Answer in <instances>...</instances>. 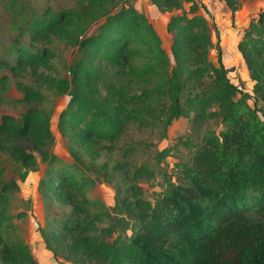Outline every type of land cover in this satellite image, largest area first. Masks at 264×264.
Returning a JSON list of instances; mask_svg holds the SVG:
<instances>
[{
	"label": "trees",
	"instance_id": "1",
	"mask_svg": "<svg viewBox=\"0 0 264 264\" xmlns=\"http://www.w3.org/2000/svg\"><path fill=\"white\" fill-rule=\"evenodd\" d=\"M149 1L159 13L170 14L164 26L171 36L168 53L134 0H76L71 10L55 15L48 9L43 18L28 23L32 47L55 39L75 46L78 55L61 77L51 74L48 48L32 54L17 50L16 67L30 68L35 88L18 82L20 102L28 108L19 120L1 117L0 152L27 170L36 165L33 152L42 162L57 165L40 179L38 189L47 198L70 201L74 193L83 196L91 182L78 175L80 171L120 172L119 165H95L100 157L95 148H114L129 125L158 126L164 133L173 121L191 115L195 125L218 119L222 130L204 134L195 164L175 165L177 176L169 178L151 201H125L137 219L135 233L126 240L98 241L85 235L89 228L80 225L76 231L84 239L65 250L74 257L95 259V264H264V9L252 17L235 46L252 84L251 92H245L228 76L218 33L212 41L215 28L206 19V6L197 0ZM218 1L234 25L237 0ZM184 4H189L188 10ZM212 47L216 65L208 57ZM207 78L210 83L205 84ZM6 80L0 78L2 89ZM43 87L69 98L56 129L66 141L72 164L47 151L55 138L50 116L39 108L46 100ZM182 144L192 148L188 140ZM170 155L171 148L163 149L156 161ZM136 172L152 175L144 167ZM131 189L137 197L142 195L141 189ZM17 190L13 180L1 184L0 210ZM3 220L0 211V228ZM92 220L99 222L101 217ZM58 228L73 232L64 223ZM21 258L25 264H38L25 247Z\"/></svg>",
	"mask_w": 264,
	"mask_h": 264
},
{
	"label": "rangeland",
	"instance_id": "2",
	"mask_svg": "<svg viewBox=\"0 0 264 264\" xmlns=\"http://www.w3.org/2000/svg\"><path fill=\"white\" fill-rule=\"evenodd\" d=\"M237 2L240 9L235 14L234 25L225 6L215 0L205 2L209 5L206 19L215 28L211 31L214 43L217 33L219 35L223 62L229 69L231 82L245 92H251L252 84L248 80L245 66L237 56L235 46L252 17L258 10L264 9V0ZM75 4L76 0H0V78H7L3 89L0 83V121L5 115L19 120L28 108L25 103L20 102L23 94L17 87L18 82L35 88L30 68L20 71L16 67L18 49L32 54L44 47L48 48L52 53L51 74L56 73L61 77L65 76V68L77 59L78 51L75 46L68 47L54 39L49 45L38 44L32 47L27 34L28 23L43 18L48 9L56 15L63 10L73 9ZM119 6L110 10V13L116 12ZM188 8L189 4H184V9ZM177 13L180 12L175 14ZM147 17L158 36H163V49L168 53L171 36L166 33L164 26L170 16H163L160 23L163 26L162 31H159V24L153 21V16L148 14ZM102 22L103 19L90 27V33ZM208 57L216 65L215 47H212ZM1 63L8 66H2ZM204 83H210V79H205ZM40 91L46 100L39 108L50 116L51 131L55 138L54 144L47 151L55 153L60 162L72 164L66 141L56 129L58 115L66 107L69 98L58 96L44 87ZM192 118L193 115L188 119L173 121L164 133L158 126L129 125L120 141L113 145L114 148L102 150L103 144L97 146L95 150L100 152V157L95 165L106 162L109 168L119 165L121 170L116 174H112L110 170L80 171L78 175L81 173L91 182L83 189V196L74 193L70 201L57 200L56 197L47 198L38 189L40 179L45 173L54 172L57 165L42 162L39 154L33 152L36 165L32 170H27L6 153L0 152V187L3 182L11 180L18 186L17 191L8 195V200L0 210L4 217L0 228L3 237V244H0V264H25L21 258L23 247L28 249L29 256L38 264H95V259L86 256L74 257L65 250L69 243L84 239L76 228L80 225L83 228L88 227L89 231L85 235L93 236L98 241H111L119 237L126 240L135 233L137 219L127 210L125 201H151L164 190L169 178L177 176L175 165L195 164L199 148L204 145V134H217L222 130L218 119L195 125ZM183 140L192 143L190 150L183 146ZM166 148H171V155L158 163L156 154ZM142 167L148 169L152 175L137 173ZM133 186L141 189L142 195L137 197L131 189ZM95 215H99L101 221L92 220ZM58 223L66 224L73 232L64 228L56 229ZM47 228L49 232L45 234ZM54 231L55 234H50Z\"/></svg>",
	"mask_w": 264,
	"mask_h": 264
},
{
	"label": "crops",
	"instance_id": "3",
	"mask_svg": "<svg viewBox=\"0 0 264 264\" xmlns=\"http://www.w3.org/2000/svg\"><path fill=\"white\" fill-rule=\"evenodd\" d=\"M200 1L206 8L208 9L209 5H206V0H197ZM216 3H221L218 0H215ZM223 4V3H221ZM134 7L138 10L143 12L146 16L151 15V17L154 19L153 21L157 24H159V31H162L163 26L160 24L162 21V18L164 15L170 16V14L164 13L161 14L159 11L155 8V6L151 5V2L149 0H134ZM176 13V12H175ZM165 30V29H164ZM159 35V34H158ZM162 38L161 36H159Z\"/></svg>",
	"mask_w": 264,
	"mask_h": 264
}]
</instances>
